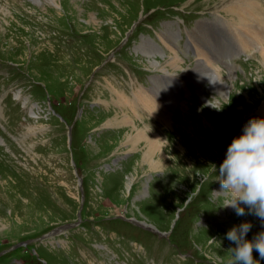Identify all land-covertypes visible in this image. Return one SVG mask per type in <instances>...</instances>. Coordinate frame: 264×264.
I'll return each instance as SVG.
<instances>
[{"label": "rangeland", "instance_id": "1", "mask_svg": "<svg viewBox=\"0 0 264 264\" xmlns=\"http://www.w3.org/2000/svg\"><path fill=\"white\" fill-rule=\"evenodd\" d=\"M42 1L0 0V264H230L232 228L251 224L246 240L264 232L254 210L240 203L238 216L224 207L231 196L218 193L228 147L250 120L264 119V55L226 12L231 0ZM177 8L193 17L187 51L215 54L230 94L201 83L209 69L194 51L182 54L188 37L176 41ZM145 12L131 46L94 73ZM167 38L181 68L167 64L176 55ZM232 40L241 52L258 51L249 63L241 58L244 67L229 63L234 52L224 44ZM152 44L164 59L149 56ZM253 257L264 264L255 249Z\"/></svg>", "mask_w": 264, "mask_h": 264}, {"label": "clouds", "instance_id": "2", "mask_svg": "<svg viewBox=\"0 0 264 264\" xmlns=\"http://www.w3.org/2000/svg\"><path fill=\"white\" fill-rule=\"evenodd\" d=\"M219 176L223 191L218 193L231 196L224 207L231 206L238 216H243L245 209L238 206L243 203L264 220V119L250 120L243 135L233 140L219 167ZM250 228L251 224L244 223L227 233V239L237 245L230 249L233 252L230 264H257L254 249L264 259V232L254 240H246Z\"/></svg>", "mask_w": 264, "mask_h": 264}, {"label": "bare ground", "instance_id": "3", "mask_svg": "<svg viewBox=\"0 0 264 264\" xmlns=\"http://www.w3.org/2000/svg\"><path fill=\"white\" fill-rule=\"evenodd\" d=\"M28 1L33 3L36 6L43 5V1L42 0H28ZM232 1L233 0H231L229 2L230 3L229 5H227L226 7H224V6L223 7L228 9V11H226L228 14H231V16H234V17H236L238 19V22L236 24L241 27V32L244 35L248 36V39H249V41L251 43V47L258 46V48H256V50H260L262 52V54L264 55V47H263V44H264V12L261 9V6L264 5L263 2L261 0H236L235 2H232ZM169 36H170L169 38H171L173 41L175 40V35L174 34L173 35H169ZM162 40H164V39H162ZM173 41H169L168 38L166 39V43H168L167 45L176 54L175 57L173 56L172 59L169 58V60L167 61V64L173 65L175 68H181V65H180L179 62H182V59H181V57L178 56L177 49H175V47L173 45ZM208 45H209V43H208ZM242 46L243 45H241L240 47H242ZM150 48H151V50H150L149 56L154 55V54H159L162 57V59L165 58V54L163 53L162 50H160V48H157V46H155L153 44H152V47H150ZM155 48H156V50H155ZM192 50L195 52L194 53L195 56L197 58H199V60H200L199 64L204 63L205 67L207 69H209L208 76H206V78H204V79H201L200 82L201 83H205L207 80H209V81H211L213 83V85L221 84L222 87L219 88L220 92H222L225 95L226 94H230L231 87H228V84H225V83L222 82V77H221L220 73L218 72V67L216 66L217 69L215 67V65L219 64L220 62L214 61V65L212 66L211 59H213V58L217 59V56L215 54H212V56L207 54L208 51L205 52L203 49L200 48V46H198L196 48H192ZM210 52L212 53L211 50H210ZM261 57L264 59L263 56H261ZM154 64H158L159 65V62L155 60L153 62V65ZM158 65H156V66H158ZM167 72H168V75H169V71H167ZM167 72H166V74H167ZM204 74H205V72H204ZM230 75H231V77H230L231 81H233V78H237V75L235 73H231ZM134 139L135 138H133V140ZM159 139L160 138H158V139H154L153 138V140H154L156 145L159 144V141H158ZM158 146L161 147L163 145L161 144V146H160V144H159ZM150 149H151L152 152H153V150H155V148L152 147V146L150 147ZM149 159H151L150 156H149ZM79 180H81V179H79ZM126 219H128L127 221H132V222L136 221L135 219H131V218H126ZM139 223H141V222H139ZM141 224L146 225L144 223H141ZM146 226H148V225H146ZM65 232H67V231H65ZM56 237H58V236H56ZM43 241H46V240H43ZM43 241H39V242H43Z\"/></svg>", "mask_w": 264, "mask_h": 264}, {"label": "water", "instance_id": "4", "mask_svg": "<svg viewBox=\"0 0 264 264\" xmlns=\"http://www.w3.org/2000/svg\"><path fill=\"white\" fill-rule=\"evenodd\" d=\"M132 222V221H131ZM134 222H137V220L136 221H133V223ZM139 223V222H138ZM143 225V224H142ZM144 226H146V225H144ZM60 231L59 230H57V231H55L54 233H52V234H50V235H47L45 238H49L50 236H53V234H54V236L56 235V234H58ZM40 240H42V239H40Z\"/></svg>", "mask_w": 264, "mask_h": 264}]
</instances>
